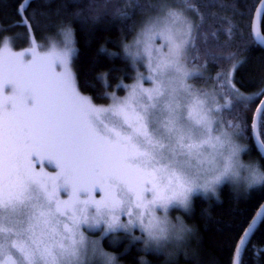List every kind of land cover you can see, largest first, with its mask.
<instances>
[{"label":"snow or ice","instance_id":"snow-or-ice-1","mask_svg":"<svg viewBox=\"0 0 264 264\" xmlns=\"http://www.w3.org/2000/svg\"><path fill=\"white\" fill-rule=\"evenodd\" d=\"M151 6L159 14L142 20L134 44L124 49L133 55L135 47V56H147L153 87L137 83L125 99L112 96L109 108L96 107L76 87L70 27L61 28L63 50L53 45L48 56L38 57L33 49L28 60L23 52L11 53L0 37L7 53L6 60L0 53V264H84L86 243L96 242H86L82 226L103 224L106 232L139 228L146 245L181 240L192 229L179 218L172 223L170 207L187 211L194 193L215 194L216 185L238 178L242 167L250 184L264 182L255 164L239 162L244 148L230 133L216 128L214 134L213 114L221 110L209 106V93L188 83L203 75L181 63L195 46L189 18L173 11L168 0ZM157 37L163 41L158 48ZM242 63L216 80L247 103L264 96V88L251 96L236 88L231 77ZM258 112L264 125V107ZM40 155L58 169L54 175L32 170L30 159ZM96 189L104 193L101 200L91 199ZM158 209L165 215L158 216ZM120 214L126 223L119 222ZM100 255L105 264H115L114 256Z\"/></svg>","mask_w":264,"mask_h":264},{"label":"trees","instance_id":"trees-1","mask_svg":"<svg viewBox=\"0 0 264 264\" xmlns=\"http://www.w3.org/2000/svg\"><path fill=\"white\" fill-rule=\"evenodd\" d=\"M259 2L185 0L184 4L194 10L196 22L195 46L188 51L187 63L206 65L209 72V76L199 79L212 81L214 74L243 61L234 71L236 88L247 95L264 88V49L254 42L251 34L252 17ZM157 3L139 0L137 6V0H31V3L0 0V37L10 39L17 47H25L32 41L59 39L63 37L61 28L70 27L75 46L71 67L78 90L94 104L105 105L110 101V91L116 89L118 94H124L125 89L117 87L120 82L130 83L134 79L135 70L124 53V45L133 40L142 15ZM124 10L131 13L130 17L120 15ZM261 28L264 35V15ZM262 97L247 103L233 97L231 106L224 108L223 121L229 129H234L229 122L241 125L249 149L264 172V159L255 147L251 130ZM259 130L264 144L261 122ZM263 204L264 182L247 192L224 184L218 197L197 195L187 211L172 210L173 217L178 215L192 229L184 234L178 248L159 251L149 248L141 236L133 239L123 232L106 236L102 247L116 256L119 264H234L237 255L239 264H264V217L240 248L245 232Z\"/></svg>","mask_w":264,"mask_h":264},{"label":"rangeland","instance_id":"rangeland-1","mask_svg":"<svg viewBox=\"0 0 264 264\" xmlns=\"http://www.w3.org/2000/svg\"><path fill=\"white\" fill-rule=\"evenodd\" d=\"M157 2L159 3V0H157ZM184 2H185V0H168V5L170 6V8L173 11H176L177 13H182L184 16L189 18V21L191 22V24L193 26V29H192V41H193L194 28H195V23H196L195 17H194L195 14H194V12H192L193 9L189 6H187L186 4H184ZM157 4H154V5H157ZM150 8L151 9L147 10V13L142 15L141 20L139 21L138 26L136 28V32L134 34L133 40L131 41V43L126 44V45L131 46L134 44V40L136 39V37L140 31V23L142 20L146 19L149 16H155V15L159 14V11L157 8L152 7V6ZM4 41H5V43H7L8 48L10 49L11 53L18 54L20 52H23L25 60H28L31 58L33 49L35 50V53L38 57H44V56H48L52 52V46L53 45H55V49L57 52L63 50V48H64L63 37H61L59 39L49 40L47 42L36 43L35 41H32L31 43H29L25 47H17L16 45H14L12 43V41L10 39L4 40ZM162 43H163V41L159 37H157L155 39V42H154V47L158 48V47H160V45ZM72 47L75 49L74 40L72 43ZM74 52L72 53V55L74 54ZM130 52L133 53V55L126 54L125 49H124V53L130 59V61L132 62V65H134V70H135L134 79L130 83H125L124 81L119 83V85H123L121 87H123L125 89L124 94H122V95L118 94L116 89H114L113 91H110L109 92L110 101L108 104L96 105L92 102L96 107H99V108L111 107L112 103H113L112 98H111L112 96L118 97L121 100L125 99L129 95L132 86L136 85L137 83H139L144 88L150 89L153 87L152 80L148 79V77H150L152 75V73L150 72V70L148 68L149 61H148L147 56H145V55H141L138 57L135 56L134 55L136 52L135 47L130 48ZM0 53H3V56L6 60L7 59V53L4 52L2 44H0ZM72 55H71V57H72ZM187 56L189 58L188 53H187ZM187 56L184 58V60L181 61V63L185 65V70L190 71V72L202 73L203 74L202 77H205L209 74L208 70L204 66L203 67H200L199 65L192 66L189 64V62L187 63ZM71 57H70L69 66H70L71 70L73 71V69L71 67ZM232 66L229 67L226 71L232 69ZM56 67H57V71L61 70L59 65H57ZM234 71H233V74L231 77L232 83H234V81H233ZM218 74L219 73L214 74L212 76L213 77L212 81H207L205 79L204 80L199 79L202 77H194L192 79H189L188 83L195 86L197 89H199L201 91H205V92L209 93V96H208L209 106L212 107L213 109H220L221 110L219 113L213 114V119L216 121V124L214 125V134H219V132L215 131L216 128H219L222 131L230 133L232 136L233 142L235 144L241 146L242 148H244V150L239 153V157H238L239 162L243 165L255 164L257 166L259 172L264 173L261 169V165H260L259 160L257 159V157H255L252 154L251 150L249 149L247 140L243 135L241 125L237 124V127H235L234 129H229L224 124V121H223V111L225 110L224 108H229L226 105L231 106L232 98L233 97L236 98V97L226 87H219L217 85L216 78H217ZM138 76H142L145 79L138 81V79H137ZM75 83H76V87H77L76 77H75ZM222 83H223V81H221V84ZM77 89H78V87H77ZM82 95H84V94H82ZM244 95L251 96V95H247V94H244ZM84 96H86V95H84ZM86 97H88V96H86ZM0 99H2V97H0ZM208 151H211V150L209 149ZM221 151H223V150H221ZM207 154H208V152L204 153L205 156H207ZM225 154H227V153L225 152ZM216 162H217L218 166L222 165V163H223V160L219 155L216 156ZM30 163L32 166V170L35 172H38V173L43 172V173H47L49 175H54L55 172L58 171V169H54V166L52 164H50L44 158L43 155H40L39 157H32L30 159ZM205 166L210 167V165H205ZM211 174H213V173H210V175ZM239 174L240 175L238 178L226 177L225 179H223L220 184L216 185L215 194H213L211 192H209L207 194H205L203 192L194 193L190 198L189 209L191 208L192 201H193V198L195 196L200 195L203 197H218V191H219L220 187L224 184L231 185L232 187H234L239 192H243V191L247 192L250 188L257 187L263 183L262 182V183H258V184H250L249 180L246 179V177H248V175H249L247 168H243V167L239 168ZM60 196H61V199L67 198V196L63 192L60 193ZM90 196H91V199L101 200L104 197V193L101 192L99 189H96L95 191L91 192ZM173 209H181V210H184V209L178 208V207H170L169 208V211L167 213L169 220L172 223H177L178 221L175 218L180 219V217L178 215L176 217H173L171 215V212ZM157 215L163 216V215H165V213L158 209ZM127 219L128 218L126 216H124L122 214L119 215V222L120 223H126ZM105 228H106V225H103V224L99 228H89L87 226H82L81 231L83 232V234L86 238V242L87 241L96 242V243H86L87 254L83 257L84 264H105V257L100 255L101 252L107 253L111 256H114L111 253L107 252L102 247V240L106 236H108L109 234H112L115 232H123L126 234H130V236H133V237H139V239L141 236V239H143L144 241L146 240V234L144 232H142V230L139 228H133L131 230V232H126L124 229H119V228L116 229L115 231H107L106 232ZM138 232L140 235L138 234ZM179 243H180V240L169 239L167 241H162L159 245L150 242L147 244V246L149 248H153V249H156L159 251H166V250L170 251L173 248L174 249L178 248ZM114 257L116 258V256H114ZM115 264H119L117 259H115Z\"/></svg>","mask_w":264,"mask_h":264},{"label":"water","instance_id":"water-1","mask_svg":"<svg viewBox=\"0 0 264 264\" xmlns=\"http://www.w3.org/2000/svg\"><path fill=\"white\" fill-rule=\"evenodd\" d=\"M263 15H264V0H260V2L258 3V5L254 11L253 17H252L251 34H252V38H253L254 42L257 45H259L261 48L264 49V41H261L257 38L258 36L264 37V35L262 33V28H261ZM261 107H264V96L260 99V102H259V104L255 110L253 120H252V125H251L253 142H254L255 147L258 150L259 154L264 159V144L261 140L260 130H259L260 119H259L258 109H260ZM263 217H264V204L262 205V207L258 211L253 223L249 226V228L245 232L247 235L244 234V237L242 239V241H244V243L251 236V234L254 232L256 226L258 225L259 222H261ZM244 243L240 244V248L244 245ZM234 264H239L238 255L234 259Z\"/></svg>","mask_w":264,"mask_h":264}]
</instances>
